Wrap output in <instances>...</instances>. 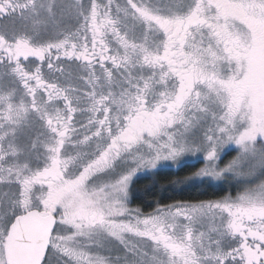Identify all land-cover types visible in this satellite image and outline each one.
Here are the masks:
<instances>
[{
	"label": "snow or ice",
	"instance_id": "snow-or-ice-1",
	"mask_svg": "<svg viewBox=\"0 0 264 264\" xmlns=\"http://www.w3.org/2000/svg\"><path fill=\"white\" fill-rule=\"evenodd\" d=\"M0 264H264V0H0Z\"/></svg>",
	"mask_w": 264,
	"mask_h": 264
},
{
	"label": "trees",
	"instance_id": "trees-1",
	"mask_svg": "<svg viewBox=\"0 0 264 264\" xmlns=\"http://www.w3.org/2000/svg\"><path fill=\"white\" fill-rule=\"evenodd\" d=\"M234 154L228 155L226 158H232ZM202 162L198 164L190 163V165L185 166L183 169L178 170H166L165 175L161 177H157L156 180L159 181V189L155 192V194H150L149 190L153 188V180L152 179H140V181L136 184V189L139 195V198L135 201L134 206H139L144 208L147 211H151L150 205L155 204L158 200H160L164 196V189H168L172 187L171 181L182 178L190 174L193 167H201ZM182 187L175 188V191H169L167 193L170 197H175L176 199H192L201 195V193L207 191L206 189H190L188 191H182ZM231 191V189H229ZM215 193L208 192V196L205 198H215ZM171 202V201H169Z\"/></svg>",
	"mask_w": 264,
	"mask_h": 264
},
{
	"label": "rangeland",
	"instance_id": "rangeland-1",
	"mask_svg": "<svg viewBox=\"0 0 264 264\" xmlns=\"http://www.w3.org/2000/svg\"><path fill=\"white\" fill-rule=\"evenodd\" d=\"M234 154V153H233ZM228 155L225 156L224 158V161L225 163H227L228 160L232 159V158H226ZM190 163H193V164H198V163H201L200 159L199 158H196V157H192V158H189L188 159V164L187 165H190ZM202 166H203V163H202ZM201 166V167H202ZM179 168H172V170H178ZM169 170V169H168Z\"/></svg>",
	"mask_w": 264,
	"mask_h": 264
}]
</instances>
